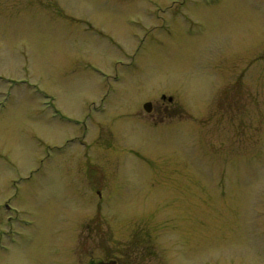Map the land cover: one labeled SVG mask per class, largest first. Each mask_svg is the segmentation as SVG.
I'll use <instances>...</instances> for the list:
<instances>
[{
  "label": "rangeland",
  "instance_id": "obj_1",
  "mask_svg": "<svg viewBox=\"0 0 264 264\" xmlns=\"http://www.w3.org/2000/svg\"><path fill=\"white\" fill-rule=\"evenodd\" d=\"M73 230L82 264H264V0H0V264Z\"/></svg>",
  "mask_w": 264,
  "mask_h": 264
},
{
  "label": "flooded vegetation",
  "instance_id": "obj_2",
  "mask_svg": "<svg viewBox=\"0 0 264 264\" xmlns=\"http://www.w3.org/2000/svg\"><path fill=\"white\" fill-rule=\"evenodd\" d=\"M162 101H168L172 103L173 98L163 96ZM153 111H154V105L153 103H151L149 114H152ZM86 130H87V127H85V131ZM79 225H80V222L77 220L74 227L77 228V226ZM87 226H88L87 229L89 230L91 228V225L89 226L88 224ZM87 233L88 235L86 236V239L90 238L92 235L91 232L89 231ZM0 234L4 235L5 233L1 232ZM80 239H83L82 233L81 232L76 233L73 230L71 236L66 241L67 246L66 247L63 246L62 249L55 251V253L53 254L52 256L53 262L55 264H82L81 254L78 253V247H76V242H78ZM110 249L112 251L113 247H110ZM86 264H135V260L133 258L131 259L129 254L122 253V255H120L113 251L111 252V254L110 253L108 254V258L106 260L98 259L95 261H90Z\"/></svg>",
  "mask_w": 264,
  "mask_h": 264
},
{
  "label": "water",
  "instance_id": "obj_3",
  "mask_svg": "<svg viewBox=\"0 0 264 264\" xmlns=\"http://www.w3.org/2000/svg\"><path fill=\"white\" fill-rule=\"evenodd\" d=\"M150 108H151V103H146L144 105V109L147 111V112H150Z\"/></svg>",
  "mask_w": 264,
  "mask_h": 264
}]
</instances>
